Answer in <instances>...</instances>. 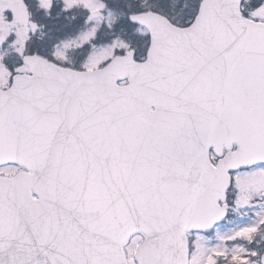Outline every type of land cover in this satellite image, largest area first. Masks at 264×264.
Returning a JSON list of instances; mask_svg holds the SVG:
<instances>
[{"label": "snow or ice", "instance_id": "snow-or-ice-1", "mask_svg": "<svg viewBox=\"0 0 264 264\" xmlns=\"http://www.w3.org/2000/svg\"><path fill=\"white\" fill-rule=\"evenodd\" d=\"M0 264H264V0H0Z\"/></svg>", "mask_w": 264, "mask_h": 264}]
</instances>
